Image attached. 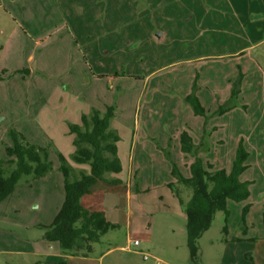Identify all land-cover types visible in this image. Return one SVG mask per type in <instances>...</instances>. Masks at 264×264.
<instances>
[{
  "label": "rangeland",
  "instance_id": "obj_1",
  "mask_svg": "<svg viewBox=\"0 0 264 264\" xmlns=\"http://www.w3.org/2000/svg\"><path fill=\"white\" fill-rule=\"evenodd\" d=\"M263 5L0 0V163L8 160L12 131L45 149L52 163L47 176H24L0 202V264H78L44 239L42 227L53 224L65 201L60 157L89 170L73 160L71 126L108 107L122 164L121 173L108 177L129 184L132 198L103 197L108 216L121 225L95 245L91 258L113 249L102 264H264V19L253 13ZM193 93L206 118L186 102ZM184 132L196 155L218 170L230 171L240 142L249 153L242 180L250 183V197L228 201V217L215 215L196 260L186 214L169 186L174 168L191 176L195 154L182 153ZM176 188L188 202L192 191ZM105 189L97 184L91 200Z\"/></svg>",
  "mask_w": 264,
  "mask_h": 264
},
{
  "label": "trees",
  "instance_id": "obj_2",
  "mask_svg": "<svg viewBox=\"0 0 264 264\" xmlns=\"http://www.w3.org/2000/svg\"><path fill=\"white\" fill-rule=\"evenodd\" d=\"M196 116L207 117L206 109L193 93L186 97ZM114 109L108 107L105 113L94 109L82 117L81 125L71 126L75 135L73 160L77 165H87L89 170L74 169L64 157H60V170L64 176L65 201L55 221L44 229V239L60 244L65 254L88 257L94 246L118 226L106 219L105 212L96 205L86 206L84 201L93 194L98 183L108 187V193L122 194L124 187L118 178L108 174H119L122 164L118 158L119 136L111 129ZM13 146L6 149L8 160L0 163V202L6 200L24 176L34 180L47 176L52 171L45 149L27 143L22 136L12 131ZM197 148L188 133L181 135V151L195 154L190 166L191 176L185 178L174 168L175 183L169 186L187 217V243L192 260L198 258V241L212 226L215 215L223 212L227 217L228 201L245 202L250 197V183L242 180L248 170L249 153L242 142L237 146L230 171L216 169L210 162L198 157ZM192 191L188 202H184L177 185ZM248 207L244 210L247 213ZM226 229V228H225Z\"/></svg>",
  "mask_w": 264,
  "mask_h": 264
},
{
  "label": "crops",
  "instance_id": "obj_3",
  "mask_svg": "<svg viewBox=\"0 0 264 264\" xmlns=\"http://www.w3.org/2000/svg\"><path fill=\"white\" fill-rule=\"evenodd\" d=\"M254 14H256V17L257 18H260V19H264V5L262 6V8L261 9H259V11H254L253 12ZM183 153V152H182ZM184 154V153H183ZM186 155V154H185ZM78 166H81V165H78ZM111 178H116V177H111ZM120 180V179H119ZM122 182V181H121ZM99 184V183H98ZM128 185L129 184H127V183H125V182H122V187H124V191H123V193L122 194H115V193H108L107 192V190L108 189H105L104 190V192H103V194L101 195V197H100V200L98 201H92L91 199L94 197V188H93V194L90 196V197H88L87 199H85V201H84V203H85V205L88 207V206H91V205H96V206H98L101 210H103L104 212H105V215H106V219L110 222V223H112V224H115V225H117L118 227L121 225L120 223H118V222H116L115 220H112V219H110V217L108 216V214H107V212L105 211V209H104V207H103V197L104 196H106V195H125L126 196V199L128 200V202H129V200H131V198H132V191H131V189H130V187H128ZM127 227H128V229L130 228V221H128V223H127ZM27 237H28V234H27ZM47 241V240H46ZM48 242V241H47ZM49 243H57V242H49ZM59 244V243H58ZM59 246H60V244H59ZM95 247V246H94ZM61 248V247H60ZM129 248V247H128ZM114 249H119V248H114ZM120 249H126V248H120ZM94 250H95V248H94ZM111 250H113V249H111ZM111 250H108L106 253H109V251H111ZM8 252H13V251H9L8 250ZM24 252H25V250H24ZM1 253V252H0ZM27 253H28V251H27ZM105 253V254H106ZM104 254V255H105ZM103 255V256H104ZM102 256V257H103ZM75 257H78V264H102V257L100 258V259H94V258H91V256H88V257H82V256H75Z\"/></svg>",
  "mask_w": 264,
  "mask_h": 264
},
{
  "label": "built area",
  "instance_id": "obj_4",
  "mask_svg": "<svg viewBox=\"0 0 264 264\" xmlns=\"http://www.w3.org/2000/svg\"><path fill=\"white\" fill-rule=\"evenodd\" d=\"M139 245H140V242H139V241L136 240V241L133 242V246H134V247H138ZM144 255H145V254H144ZM145 256H146V255H145Z\"/></svg>",
  "mask_w": 264,
  "mask_h": 264
}]
</instances>
